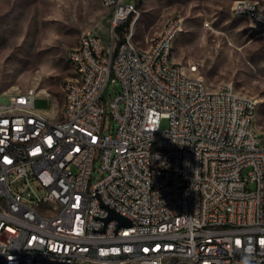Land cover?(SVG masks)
Here are the masks:
<instances>
[{
  "label": "built area",
  "instance_id": "obj_1",
  "mask_svg": "<svg viewBox=\"0 0 264 264\" xmlns=\"http://www.w3.org/2000/svg\"><path fill=\"white\" fill-rule=\"evenodd\" d=\"M100 1L109 39L70 50L60 119L35 88L0 93V264H264L256 102L175 61L181 21L143 49L136 0ZM232 13L264 30L257 2Z\"/></svg>",
  "mask_w": 264,
  "mask_h": 264
},
{
  "label": "rangeland",
  "instance_id": "obj_2",
  "mask_svg": "<svg viewBox=\"0 0 264 264\" xmlns=\"http://www.w3.org/2000/svg\"><path fill=\"white\" fill-rule=\"evenodd\" d=\"M235 1L136 0L133 41L147 49L169 19L181 21L175 60L197 63L208 88L228 84L255 101L254 123L264 131V30L235 16ZM250 1L264 7V0ZM109 21L110 12L100 0H0V93L35 88L48 98L37 106L60 119L63 85L72 75L68 54L87 32L108 40ZM114 88L109 92L113 96L119 86ZM111 126L117 129L115 121ZM250 171L246 168L244 175Z\"/></svg>",
  "mask_w": 264,
  "mask_h": 264
},
{
  "label": "water",
  "instance_id": "obj_3",
  "mask_svg": "<svg viewBox=\"0 0 264 264\" xmlns=\"http://www.w3.org/2000/svg\"><path fill=\"white\" fill-rule=\"evenodd\" d=\"M107 220H116L119 222L120 226H130V221L125 217L119 215L115 211H111Z\"/></svg>",
  "mask_w": 264,
  "mask_h": 264
},
{
  "label": "trees",
  "instance_id": "obj_4",
  "mask_svg": "<svg viewBox=\"0 0 264 264\" xmlns=\"http://www.w3.org/2000/svg\"><path fill=\"white\" fill-rule=\"evenodd\" d=\"M128 26H129V22L126 25H124L123 27L118 28V30H117L118 34H120L122 36L123 32H124V28L128 27Z\"/></svg>",
  "mask_w": 264,
  "mask_h": 264
},
{
  "label": "bare ground",
  "instance_id": "obj_5",
  "mask_svg": "<svg viewBox=\"0 0 264 264\" xmlns=\"http://www.w3.org/2000/svg\"><path fill=\"white\" fill-rule=\"evenodd\" d=\"M263 7V6H262ZM175 61H177V60H175ZM203 78V80H205L204 79V77H202ZM209 87V86H208ZM211 91H214V89H211V88H209ZM254 127L257 129V130H259L258 128H257V126H256V124L254 123ZM260 131V130H259Z\"/></svg>",
  "mask_w": 264,
  "mask_h": 264
},
{
  "label": "crops",
  "instance_id": "obj_6",
  "mask_svg": "<svg viewBox=\"0 0 264 264\" xmlns=\"http://www.w3.org/2000/svg\"><path fill=\"white\" fill-rule=\"evenodd\" d=\"M214 90H216V89H214Z\"/></svg>",
  "mask_w": 264,
  "mask_h": 264
}]
</instances>
